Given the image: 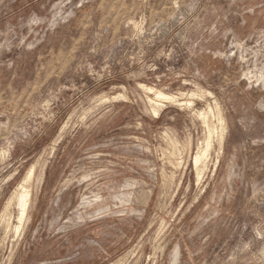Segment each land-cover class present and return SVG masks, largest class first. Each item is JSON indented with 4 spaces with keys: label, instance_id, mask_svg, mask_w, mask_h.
Wrapping results in <instances>:
<instances>
[{
    "label": "rangeland",
    "instance_id": "1",
    "mask_svg": "<svg viewBox=\"0 0 264 264\" xmlns=\"http://www.w3.org/2000/svg\"><path fill=\"white\" fill-rule=\"evenodd\" d=\"M0 264H264V0H0Z\"/></svg>",
    "mask_w": 264,
    "mask_h": 264
},
{
    "label": "bare ground",
    "instance_id": "2",
    "mask_svg": "<svg viewBox=\"0 0 264 264\" xmlns=\"http://www.w3.org/2000/svg\"><path fill=\"white\" fill-rule=\"evenodd\" d=\"M29 193L25 196V199H24V204H23V213H22V216H21V223H22V220L24 219L25 217V214H26V207H27V203H28V198H29Z\"/></svg>",
    "mask_w": 264,
    "mask_h": 264
},
{
    "label": "trees",
    "instance_id": "3",
    "mask_svg": "<svg viewBox=\"0 0 264 264\" xmlns=\"http://www.w3.org/2000/svg\"><path fill=\"white\" fill-rule=\"evenodd\" d=\"M49 177H50V172H49V173H48V175H47V178H46V179H47V181H48Z\"/></svg>",
    "mask_w": 264,
    "mask_h": 264
}]
</instances>
